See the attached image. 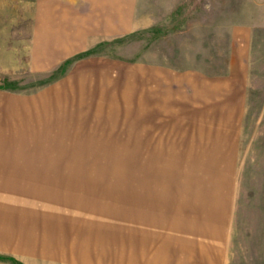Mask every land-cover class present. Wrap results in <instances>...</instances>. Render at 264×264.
I'll use <instances>...</instances> for the list:
<instances>
[{"label":"rangeland","instance_id":"rangeland-1","mask_svg":"<svg viewBox=\"0 0 264 264\" xmlns=\"http://www.w3.org/2000/svg\"><path fill=\"white\" fill-rule=\"evenodd\" d=\"M89 12L0 0L5 205L38 173L0 264H264V0H138L151 24L95 36Z\"/></svg>","mask_w":264,"mask_h":264},{"label":"crops","instance_id":"crops-1","mask_svg":"<svg viewBox=\"0 0 264 264\" xmlns=\"http://www.w3.org/2000/svg\"><path fill=\"white\" fill-rule=\"evenodd\" d=\"M60 3H69V2H76V6L80 7V5L88 7L89 13L86 14V17H88L89 22H92V25H96L97 27L92 30L93 33H103L104 34H114V33H123V32H132L134 30L138 29V26H142L148 23H152V21L149 22L148 16L145 15H138L137 9H138V0H57ZM80 4V5H79ZM144 14V13H143ZM87 20V21H88ZM86 19H83V23L87 22ZM91 31L89 32V34ZM92 36H95L93 34ZM99 37V35H96ZM20 125H14L9 127L10 135L8 138H6L7 143L10 141L11 143H15L13 146H20L19 148L24 147L23 145L19 144L21 141L19 140L20 137H17V133L21 134V127ZM6 142V141H5ZM26 147V146H25ZM4 156L0 157V161H4ZM7 161V160H6ZM34 168V167H33ZM32 169V168H31ZM37 171V170H36ZM37 172L34 173V171L28 170L27 172V178H29L27 181L20 183V185H17V183L9 182V184H12V187H15L10 192H20L22 197H20L17 204H13L11 206H7L5 204H8L7 199H4V195L0 194V204L5 205L4 209L7 210L8 207L11 209H8L6 219L0 220V228H25L26 227V207H29V205L23 203L22 201H26V193H28V186L31 187V190L34 191V178L36 177ZM2 182H0V188L2 187ZM5 184H8L7 182ZM16 184L18 187L14 186ZM5 187V185H3ZM25 186H27V192L23 193L22 188L25 189ZM6 189V187H5ZM26 190V189H25ZM33 191H31L33 193ZM22 192V193H21ZM1 193V190H0ZM16 200H14L15 202ZM0 211V215L3 211ZM22 214V216H21ZM46 216V214H45ZM53 220V219H52ZM44 228H49V226H45ZM50 228H53L50 226ZM2 231H0V234Z\"/></svg>","mask_w":264,"mask_h":264},{"label":"bare ground","instance_id":"bare-ground-1","mask_svg":"<svg viewBox=\"0 0 264 264\" xmlns=\"http://www.w3.org/2000/svg\"><path fill=\"white\" fill-rule=\"evenodd\" d=\"M44 193H53L52 200L47 202V203H44V204L42 202V206L39 207V209L42 210L43 212H45L44 214H46V216L43 219L44 220L43 224L46 226H49V228H50V226H52V224H54L52 219H54L56 216H57L56 218H58L60 216V209H62L64 211V209L69 206L68 199H69V197H71V198L74 197V194L72 193L71 189L67 188L66 185H64L63 188L61 189L59 182L56 184V188H53L52 191L49 189H45L42 191V194H44ZM60 194H62V195H60ZM41 198H43V197H41ZM55 211H56V214H55ZM119 221H120V218H119ZM123 223H124V220H121V224H123ZM57 225H58V228H60L59 218L57 221ZM44 233L46 235L44 238V241L52 242V240H53L52 234L50 235L48 233V228H46V230L44 229Z\"/></svg>","mask_w":264,"mask_h":264}]
</instances>
